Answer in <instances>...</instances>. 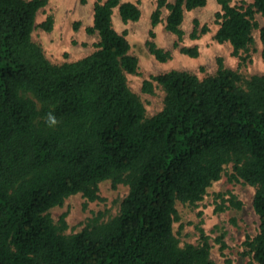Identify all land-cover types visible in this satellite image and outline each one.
<instances>
[{
    "label": "trees",
    "instance_id": "1",
    "mask_svg": "<svg viewBox=\"0 0 264 264\" xmlns=\"http://www.w3.org/2000/svg\"><path fill=\"white\" fill-rule=\"evenodd\" d=\"M206 1L156 0L151 24L165 7L164 26L177 46L184 12ZM216 2L215 40L228 42L244 62L249 55L241 52L248 53L258 29L264 60V0ZM45 3L0 0V264H214L202 231L199 243L179 244L175 204L201 200L229 163L234 180L254 187L258 231L244 244L264 264V74L243 79L217 57L215 73L202 78L177 69L151 75L142 90L152 92L155 81L164 97L162 108L146 115L127 82L137 57L112 23L115 8L122 21L137 20V5L96 0L86 27L99 38L95 49L54 63L32 39ZM51 25V16L40 24ZM207 31L193 19L191 38ZM147 45L157 60L170 57L152 39ZM180 50L198 55L197 46ZM104 180L128 186L118 213L65 233L64 215L56 223L49 209L76 193L98 199Z\"/></svg>",
    "mask_w": 264,
    "mask_h": 264
},
{
    "label": "rangeland",
    "instance_id": "2",
    "mask_svg": "<svg viewBox=\"0 0 264 264\" xmlns=\"http://www.w3.org/2000/svg\"><path fill=\"white\" fill-rule=\"evenodd\" d=\"M96 0H46L36 13L32 39L38 43L45 56L54 63L79 59L95 49L98 41L96 33L89 34L86 27L92 24L93 4ZM137 5L140 16L137 20L122 21L117 8L112 14L113 27L119 33L124 32L130 45V53L137 57L136 73L127 74L129 87L139 96L146 115H152L162 108L164 91L152 81V92L142 90L143 80L171 69L186 70L199 78L215 73L217 57H221L225 67L237 70L243 79L253 74H264V60L261 58V44L258 29H254V43L249 47L246 61L232 54L228 42H218L214 38L218 25L214 22V13L219 9L216 0H207L205 6L184 12L181 28L182 39L175 45L177 37L165 29V17L168 13L161 7V21L151 24V13L156 0H121ZM169 2L173 0H168ZM241 0H230L231 4ZM251 1V0H246ZM48 16L52 17L51 29L46 30L40 24ZM262 24L261 18L257 17ZM193 19L199 25L207 24L208 31L197 38H191ZM154 32V37L149 32ZM152 39L158 47L170 52L166 61L157 60L149 51L147 41ZM197 46L198 55L189 56L181 52L180 47ZM232 164L224 165L221 176L206 189L202 199L194 204L176 201L177 219L173 231L183 246L186 243L197 244L201 231L207 235L210 244V258L214 264H256L244 241L252 238L258 231V217L252 207L254 187L234 180L231 177ZM124 183L113 185L110 180L98 185L99 198L87 201L80 193L68 196L61 205L49 209L54 222L64 215L65 233L81 230L86 222L98 216L106 221L116 215L122 198L127 194ZM240 201L237 207L231 201ZM224 243V246L221 245ZM227 260L230 262L228 263Z\"/></svg>",
    "mask_w": 264,
    "mask_h": 264
}]
</instances>
